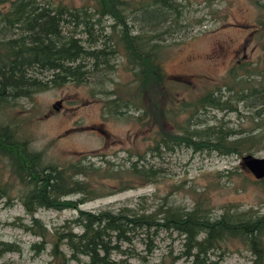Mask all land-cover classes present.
Wrapping results in <instances>:
<instances>
[{
    "label": "trees",
    "instance_id": "obj_1",
    "mask_svg": "<svg viewBox=\"0 0 264 264\" xmlns=\"http://www.w3.org/2000/svg\"><path fill=\"white\" fill-rule=\"evenodd\" d=\"M190 2L88 0L68 5L61 0H0V160L12 177L3 178L4 171L0 172V198L8 205L15 200L23 205L29 219L18 217L15 224L38 237L28 244L34 255L49 246L48 264H133L130 258L137 254L124 245L139 239L151 253L161 230L182 235L186 249L181 253L195 264L215 263L210 251L229 237L246 242L256 255L253 264H261L264 213L224 211L216 217L207 197L187 205L176 201L172 193L151 201L142 194L131 203L97 210L79 206L106 194L104 189L113 192L103 185V178H119L120 188L128 186L125 175L140 183L157 181L162 169L149 161L148 152L161 157L184 145L195 151L241 155L264 146V68L245 61L233 64L226 84L229 98L222 100L216 87L192 100L169 101L171 88L161 64L164 41L186 26ZM252 3L257 23L264 27V0ZM119 57L120 69L130 73L124 83L115 76ZM91 80L106 118L129 117L130 110L143 118L150 107H157L154 93L161 91L164 105L168 101L169 105L157 116L172 121L173 130H158L144 151L129 152L117 167L109 160L103 167L82 159H47L42 149L30 146L31 138L19 130V122L7 118L8 108L19 98L67 82L88 84ZM232 98L259 99L254 101L259 107L250 116L254 125L234 129L200 117L208 107L236 109ZM181 114L184 117L178 120ZM258 181L264 182V177ZM71 207L77 214L52 226L35 215L39 208ZM20 250L19 244L0 239V257Z\"/></svg>",
    "mask_w": 264,
    "mask_h": 264
},
{
    "label": "rangeland",
    "instance_id": "obj_2",
    "mask_svg": "<svg viewBox=\"0 0 264 264\" xmlns=\"http://www.w3.org/2000/svg\"><path fill=\"white\" fill-rule=\"evenodd\" d=\"M61 1L79 5L88 0ZM256 19L257 9L252 0H191L186 7V26L174 35H168L164 41L166 45L161 64L167 85L171 88L169 101L192 100L216 87L220 88L217 94L222 100L229 98L231 92L226 84L233 64L245 61L250 66L263 69L264 27ZM117 61L120 63L122 60L119 57ZM121 65L115 76L118 82L124 83L130 78V73L120 69ZM94 83L93 80L88 84L67 82L60 87L38 91L31 97L19 98L8 108L7 118L19 122V130L31 138L30 146L42 149L47 159H82L103 167H106L107 160L116 163L117 167L129 152L144 151L153 142L158 130H173L172 121L157 116L161 108L169 105V101L164 105L161 91L154 93L157 107H150L151 111H147L143 118H136L138 112L134 110L128 111L129 117L106 118L102 115L103 102L100 94L95 92ZM257 100L236 101L232 98L230 101L236 109L208 107L200 112V117L209 123L224 122L234 129L247 128L254 125L250 116L260 105L254 103ZM183 117L184 114H181L178 120ZM262 118L264 126V113ZM255 120L258 121V117ZM150 154L147 153L149 161L162 169L157 181L140 183L138 178L125 175L123 181L128 186L120 188L119 178H103V185L113 188L110 190L113 192L108 193L109 189H104L106 194L79 206L97 210L131 203L142 194L148 195L151 201L172 193L176 201L187 205H192L199 197H207L208 206L216 217L224 211L264 213V182H255L258 178L243 163L242 156L248 153L221 154L207 149L195 151L181 145L161 157ZM251 154L264 156V146ZM7 166L0 160V172L4 171L3 178L6 179L12 178ZM76 214L77 209L73 207L59 210L39 208L35 212L48 226L59 224ZM18 217L29 219L23 205L18 200L8 205L4 198H0V239L13 241L21 247L20 251L5 252L0 257V264H48L51 257L49 246L34 255L28 244L38 237L16 225ZM155 243L157 246L151 253L146 251L139 239L124 246L137 254L130 258L133 264H195L181 253L186 248L178 232L161 230ZM261 244V264H264V233ZM210 252V260H215L213 264H253L256 257L251 247L236 237L226 238L220 247Z\"/></svg>",
    "mask_w": 264,
    "mask_h": 264
},
{
    "label": "water",
    "instance_id": "obj_3",
    "mask_svg": "<svg viewBox=\"0 0 264 264\" xmlns=\"http://www.w3.org/2000/svg\"><path fill=\"white\" fill-rule=\"evenodd\" d=\"M242 161L255 177H264V156L248 153L242 156Z\"/></svg>",
    "mask_w": 264,
    "mask_h": 264
},
{
    "label": "bare ground",
    "instance_id": "obj_4",
    "mask_svg": "<svg viewBox=\"0 0 264 264\" xmlns=\"http://www.w3.org/2000/svg\"><path fill=\"white\" fill-rule=\"evenodd\" d=\"M142 18V17H141Z\"/></svg>",
    "mask_w": 264,
    "mask_h": 264
}]
</instances>
